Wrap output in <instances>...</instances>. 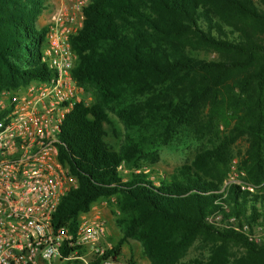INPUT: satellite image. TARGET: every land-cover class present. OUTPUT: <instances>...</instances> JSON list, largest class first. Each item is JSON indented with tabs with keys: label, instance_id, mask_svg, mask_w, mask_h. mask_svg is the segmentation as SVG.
I'll return each instance as SVG.
<instances>
[{
	"label": "trees",
	"instance_id": "obj_1",
	"mask_svg": "<svg viewBox=\"0 0 264 264\" xmlns=\"http://www.w3.org/2000/svg\"><path fill=\"white\" fill-rule=\"evenodd\" d=\"M41 8L42 0H0V91L50 74L40 61L47 26H35ZM81 16L69 36L71 76L92 99L74 103L58 132V159L76 185L61 196L52 226L73 231L79 213L112 197L116 252L135 240L148 264H177L200 235L233 241L245 253L229 262L215 248L206 264H264V235L256 243L209 219L264 229V191L230 184L221 193L220 179L187 164L155 177L138 167L173 126L199 128L205 109L220 108L224 117L226 107L236 122L213 156L225 161L227 145L245 134L248 177L264 181V0H87ZM189 48L215 55L200 58ZM108 113L125 130L118 151L104 140ZM127 262L135 263L133 254Z\"/></svg>",
	"mask_w": 264,
	"mask_h": 264
},
{
	"label": "built area",
	"instance_id": "obj_2",
	"mask_svg": "<svg viewBox=\"0 0 264 264\" xmlns=\"http://www.w3.org/2000/svg\"><path fill=\"white\" fill-rule=\"evenodd\" d=\"M82 4L60 3L50 14L40 54L49 76L0 91V264H129L121 249L113 250L104 220L91 208L78 214L73 231L51 224L61 196L76 185L58 159V132L73 104L83 101L71 76L69 45L81 25ZM213 223L256 243L264 235L261 226L250 231L246 223Z\"/></svg>",
	"mask_w": 264,
	"mask_h": 264
},
{
	"label": "rangeland",
	"instance_id": "obj_3",
	"mask_svg": "<svg viewBox=\"0 0 264 264\" xmlns=\"http://www.w3.org/2000/svg\"><path fill=\"white\" fill-rule=\"evenodd\" d=\"M87 0H42V8L35 18V26L41 27L48 23L52 10L60 3L68 7L75 4L81 5ZM82 4V5H83ZM190 53L200 58L211 59L214 53L210 49L196 48L190 49ZM188 50V51H189ZM81 97L84 103H88L92 99L90 89H82ZM220 108H214L211 112L208 109L204 110L203 124L196 128L194 126H173L164 138L153 145L147 155L138 161L140 169L149 170L152 176L160 174H168L179 165L187 164L193 167H199L202 174L207 177L220 179L219 188L221 193L226 192V188L230 184L242 186V189H248L250 192L264 191V181L255 184L250 181L246 172V167H250L251 161L247 153L249 142L247 135L238 136L227 145L226 160H216L213 156L215 148L230 135L229 131L235 125L233 113L228 108L223 107L224 117L220 116ZM104 140L116 151L124 144L125 130L120 120L113 114L108 113V119L104 123ZM209 152L212 157L206 154ZM201 155V156H200ZM202 159V161H201ZM122 173L128 171L127 168L121 166ZM91 212L98 215L104 220L106 231L111 243H116L120 236V230L115 223V218L118 216V211L112 203V197L100 198L91 205ZM211 221H216L214 217H209ZM217 248L219 255L224 256L229 262L244 257L243 249L235 242L230 240L219 241L212 238L202 236L194 237L182 254L177 258V264H206L209 261L210 254ZM123 256H128L133 253L138 264L147 262L141 254V247L135 240L123 242L120 247Z\"/></svg>",
	"mask_w": 264,
	"mask_h": 264
},
{
	"label": "crops",
	"instance_id": "obj_4",
	"mask_svg": "<svg viewBox=\"0 0 264 264\" xmlns=\"http://www.w3.org/2000/svg\"><path fill=\"white\" fill-rule=\"evenodd\" d=\"M131 254H133L132 252H130ZM133 257H134V255H133ZM135 258V257H134ZM135 261L138 263V261H137V259L135 258ZM143 264H148L147 262L145 263V262H143Z\"/></svg>",
	"mask_w": 264,
	"mask_h": 264
}]
</instances>
